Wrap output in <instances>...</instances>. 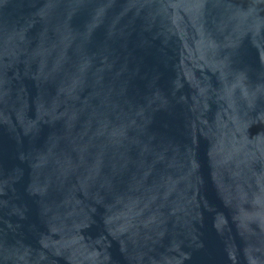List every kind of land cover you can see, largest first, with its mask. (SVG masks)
Wrapping results in <instances>:
<instances>
[{
	"label": "water",
	"instance_id": "95a60500",
	"mask_svg": "<svg viewBox=\"0 0 264 264\" xmlns=\"http://www.w3.org/2000/svg\"><path fill=\"white\" fill-rule=\"evenodd\" d=\"M0 264H264V0H0Z\"/></svg>",
	"mask_w": 264,
	"mask_h": 264
}]
</instances>
